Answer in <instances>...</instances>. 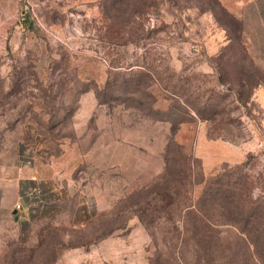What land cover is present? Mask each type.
Segmentation results:
<instances>
[{
	"label": "rangeland",
	"instance_id": "1",
	"mask_svg": "<svg viewBox=\"0 0 264 264\" xmlns=\"http://www.w3.org/2000/svg\"><path fill=\"white\" fill-rule=\"evenodd\" d=\"M250 156L264 0H0V264H192L182 206Z\"/></svg>",
	"mask_w": 264,
	"mask_h": 264
},
{
	"label": "trees",
	"instance_id": "2",
	"mask_svg": "<svg viewBox=\"0 0 264 264\" xmlns=\"http://www.w3.org/2000/svg\"><path fill=\"white\" fill-rule=\"evenodd\" d=\"M133 13L140 18L139 12ZM127 25L130 27L122 28L124 35L131 30L145 37L142 21L131 20ZM117 31L114 29L110 36L117 38ZM112 61L111 67H130ZM140 72L148 78L151 75L150 71ZM131 83L125 80L126 86ZM134 84L141 85L139 80ZM253 163L250 156L241 163L226 165L206 181L194 204L182 206L179 240L183 258L192 264H264V172L250 171L248 166ZM258 187L262 193L254 197Z\"/></svg>",
	"mask_w": 264,
	"mask_h": 264
},
{
	"label": "built area",
	"instance_id": "3",
	"mask_svg": "<svg viewBox=\"0 0 264 264\" xmlns=\"http://www.w3.org/2000/svg\"><path fill=\"white\" fill-rule=\"evenodd\" d=\"M21 207H22L21 204L18 203V204L16 205V210H18V211L21 210Z\"/></svg>",
	"mask_w": 264,
	"mask_h": 264
},
{
	"label": "water",
	"instance_id": "4",
	"mask_svg": "<svg viewBox=\"0 0 264 264\" xmlns=\"http://www.w3.org/2000/svg\"><path fill=\"white\" fill-rule=\"evenodd\" d=\"M14 213H17V210H14Z\"/></svg>",
	"mask_w": 264,
	"mask_h": 264
}]
</instances>
